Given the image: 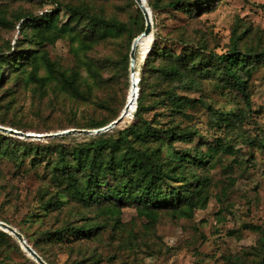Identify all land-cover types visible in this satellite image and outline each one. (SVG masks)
I'll list each match as a JSON object with an SVG mask.
<instances>
[{
  "label": "rangeland",
  "instance_id": "1",
  "mask_svg": "<svg viewBox=\"0 0 264 264\" xmlns=\"http://www.w3.org/2000/svg\"><path fill=\"white\" fill-rule=\"evenodd\" d=\"M150 1L162 7L151 11L153 32L146 54L154 38L175 54L191 51L196 43L203 56L225 53L233 43L241 53L264 49V0H207L199 8H194L197 0H181L177 8L164 6L170 0ZM71 4L125 26L119 34L89 42L74 20L70 29L60 30L69 20ZM51 10L48 25H28V16ZM143 27V13L130 0H0V59L7 56L0 60V125L43 135L115 117L126 104L129 67L127 80L103 84L106 70L96 65L93 80L85 63L95 64L93 58L106 52L129 56ZM140 51L135 48L137 87L146 56L140 57ZM71 69L79 74L82 96L59 76L58 71L68 74ZM242 76L246 96L215 65L197 68L195 88L177 92L198 101L187 108L190 117L174 121L191 136L170 147L163 138L147 141L159 149L166 169L194 183L193 207L184 202L151 208L134 201L82 203L64 182L52 179L54 149L94 133L75 131L64 140L59 136L71 132L10 133L49 150H30L19 160L0 156V220L20 231L51 264H259L264 246V61L246 65ZM135 108L136 100L129 117L109 130L111 139L131 124ZM143 117L155 127L171 124L159 105ZM186 150L190 159L181 160L176 151ZM179 161L180 167L175 166ZM48 200L53 204L45 206ZM67 222L87 223L95 231L77 240L47 233ZM12 237L0 235V264H38Z\"/></svg>",
  "mask_w": 264,
  "mask_h": 264
},
{
  "label": "trees",
  "instance_id": "2",
  "mask_svg": "<svg viewBox=\"0 0 264 264\" xmlns=\"http://www.w3.org/2000/svg\"><path fill=\"white\" fill-rule=\"evenodd\" d=\"M130 1L136 5L134 0ZM180 1L170 0L164 6L177 8ZM146 2L152 14L162 7L150 0H146ZM201 2L207 3V0L195 1L194 8H199ZM67 10L69 20L61 25L60 30L70 29L71 21L74 20V23L84 27L83 37L89 42H95L110 32L119 34L125 26L123 22L89 13L85 8L72 4L67 6ZM52 15L53 10L49 13L42 11L39 15L28 16L26 21L28 25L41 22L49 23L53 19ZM192 48L187 53L175 54L171 49L166 50L164 47H159L156 38H154L141 65L136 108L131 124L119 129L116 139H111L109 136L111 133L109 130L116 127L114 126L107 131L91 134L83 141L75 142L72 145L55 147L57 157L52 166V179L59 183L64 182L68 192L85 204L134 201L142 202L144 206L151 208L167 204L179 205L184 202L188 208L193 207L194 183L190 181L189 177L174 175V169H166L159 159V149L150 146L147 141L150 137L163 138L165 144L170 147L175 140L191 136L189 129L177 127L178 125L174 124V121L177 117H190L191 114L187 108L192 107L198 101L195 97L177 92V89L193 90L195 88L197 68L215 65L228 78L229 82L243 96H246L242 70L251 62L264 61V49L241 53L236 43H233L225 53L203 56L202 49H200L202 45L196 43L195 48ZM5 58L7 56L0 60L6 61ZM93 59H97L94 61L95 64L92 60L85 63L87 73L93 80L95 79L96 65L107 72V76L101 80L103 84H108L120 77L127 80L129 67L127 52L119 55L106 52ZM16 64H19V61ZM12 66L15 68V65ZM58 73L67 88L75 95L81 94L77 70L71 69L68 74L60 70ZM1 76L0 72V82ZM155 87H157L156 90H154ZM157 105L161 106L164 113L169 116L171 124L166 127L152 126L150 120L143 117L144 112ZM119 114L108 121L92 122L80 127L90 129L102 127ZM72 134L73 132L69 135H61L59 139L64 140ZM30 150L47 152L49 146L30 139L28 141L21 140L19 137L0 130V156L19 160ZM176 153L179 154L181 160L190 159L188 150L184 153L179 151ZM195 159L193 158V160ZM197 160L203 161L202 158ZM179 163L180 161L175 166L180 167ZM52 204L51 200L45 202V206ZM94 231L93 226L87 225V223L67 222L56 228L54 233L50 231L47 233H51L52 236L58 234L66 240L70 238L77 240L83 236H91ZM0 235L13 239L12 235L5 231H0ZM31 246L48 264H51L34 245ZM17 248L19 247L17 246ZM262 248L263 255L259 264H264V246Z\"/></svg>",
  "mask_w": 264,
  "mask_h": 264
},
{
  "label": "water",
  "instance_id": "3",
  "mask_svg": "<svg viewBox=\"0 0 264 264\" xmlns=\"http://www.w3.org/2000/svg\"><path fill=\"white\" fill-rule=\"evenodd\" d=\"M136 3L139 4L142 12H143V16H144V27L142 29V31L139 33V35L135 36L132 40L131 43V47H130V51H129V69H130V73L131 75L134 74V68H135V41L138 37L140 36H146L149 33L152 34L153 32V27H152V18H151V11L148 5H145V0H135ZM132 80V79H131ZM132 85H133V96H132V102L133 105L135 106V100L137 98V85H136V81L135 79L132 81ZM133 106V107H134ZM130 108V105H127V103L124 105L123 110L120 112V114L113 119L112 121H110L108 124L102 126V127H98V128H94V129H87V128H71V129H67L64 131H59V132H55V133H45L43 135L41 134H37V133H32V132H23L21 130H17L8 126H3L0 125V130L4 131V132H8V133H12V134H16V135H21V136H25V137H31V136H51V135H58V134H62V133H69V132H82V133H99L102 131H107L110 128L119 125V123H121V121L123 120V115L125 113H127L128 109ZM0 228L12 235H14L18 242L20 243L22 249L29 254L38 264H48L34 249L33 247L25 240L23 234L18 231L14 226L10 225L9 223L0 220Z\"/></svg>",
  "mask_w": 264,
  "mask_h": 264
},
{
  "label": "bare ground",
  "instance_id": "4",
  "mask_svg": "<svg viewBox=\"0 0 264 264\" xmlns=\"http://www.w3.org/2000/svg\"><path fill=\"white\" fill-rule=\"evenodd\" d=\"M145 5H147V3H146V0H145ZM138 4V3H137ZM138 6H139V4H138ZM140 7V6H139ZM141 9V8H140ZM142 11V10H141ZM143 13V12H142ZM139 35V34H138ZM150 35H151V33H149L148 35H146V36H140V37H138L137 39H136V41H135V48L136 47H138V46H140L141 47V51H140V57H143L144 56V54H146L145 52H146V50H147V46H148V43H149V40H150ZM140 50V49H139ZM138 60V59H137ZM131 85H130V89H129V92H128V94H127V99H126V103H127V105H130V108L128 109V111H127V113H125L124 115H123V119L125 118H128L129 117V115H130V113H131V111H132V109H133V103H131L132 102V96H133V85H132V81L135 79V81H136V85H137V82H138V78H137V72L135 71V68H134V74L133 75H131Z\"/></svg>",
  "mask_w": 264,
  "mask_h": 264
}]
</instances>
